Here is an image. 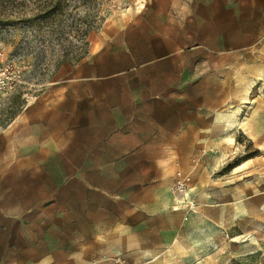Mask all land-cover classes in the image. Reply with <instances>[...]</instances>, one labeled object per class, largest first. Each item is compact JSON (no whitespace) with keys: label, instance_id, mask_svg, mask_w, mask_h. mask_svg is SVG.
<instances>
[{"label":"rangeland","instance_id":"1","mask_svg":"<svg viewBox=\"0 0 264 264\" xmlns=\"http://www.w3.org/2000/svg\"><path fill=\"white\" fill-rule=\"evenodd\" d=\"M46 1L0 12L23 74L0 107V264H170L186 238L209 244L192 264H264V0L69 3L62 36L23 18Z\"/></svg>","mask_w":264,"mask_h":264},{"label":"trees","instance_id":"2","mask_svg":"<svg viewBox=\"0 0 264 264\" xmlns=\"http://www.w3.org/2000/svg\"><path fill=\"white\" fill-rule=\"evenodd\" d=\"M16 1L17 0H5L4 2H1L0 3L1 14L8 16V17H11V16L13 17L15 14L13 10H14V4L16 3ZM31 1L43 2L44 0H31ZM47 3L48 5L44 7H39L38 9L36 8L32 10H30L31 7L22 5L21 8H23L24 10L23 18H25L27 24L28 23L32 24L34 20H37V21L40 20V21L45 22L46 24H53L54 26L51 28H53L54 33L56 34L58 33L60 36H62L65 34L64 32L66 28L64 26L65 19L69 14V11H68L69 5L67 4L69 3L72 4L74 11H78L82 9L86 13V15H88L95 9L98 3V0H47L46 4ZM29 13H31L32 15H29ZM8 22H10L9 19H8ZM67 28L69 27L67 26ZM68 34H75L78 41L79 40H82V41H81L80 46L76 47V50L73 51V53H71V54H74L72 55L74 59L72 58L69 61L68 59L69 56L66 54L65 55L66 60H64V62L79 63L86 57L87 52H88L87 51L88 43L85 39V36L88 34V31L79 33L78 31H74V29L69 28ZM260 257L261 255L259 253L255 255H248L244 258L234 260L232 264H258Z\"/></svg>","mask_w":264,"mask_h":264},{"label":"built area","instance_id":"3","mask_svg":"<svg viewBox=\"0 0 264 264\" xmlns=\"http://www.w3.org/2000/svg\"><path fill=\"white\" fill-rule=\"evenodd\" d=\"M0 56L1 58L4 57L3 54H0ZM22 83L23 74L21 70L15 71L8 60L3 61L0 65V107H2L6 98L17 91ZM191 192V176L178 172L175 177L173 194L178 206L185 209V220L188 219L191 212L197 209V206L190 201Z\"/></svg>","mask_w":264,"mask_h":264},{"label":"crops","instance_id":"4","mask_svg":"<svg viewBox=\"0 0 264 264\" xmlns=\"http://www.w3.org/2000/svg\"><path fill=\"white\" fill-rule=\"evenodd\" d=\"M192 195L193 194L191 193V196ZM175 210H178V209H175ZM174 212L177 213V212H181V211H174ZM182 243L184 246L179 247L180 250H179L177 255H185V256L180 257V259H178V260L177 259L173 260L174 263H170V264H192L196 260L197 255L203 254V250L205 249L204 246L209 245L208 243H203V245H202L201 242L192 241V238H186L182 241ZM205 244H207V245H205ZM148 259H150V258L144 257L143 255L130 257V260L137 261V262H139L141 260H142L141 262H145Z\"/></svg>","mask_w":264,"mask_h":264},{"label":"bare ground","instance_id":"5","mask_svg":"<svg viewBox=\"0 0 264 264\" xmlns=\"http://www.w3.org/2000/svg\"><path fill=\"white\" fill-rule=\"evenodd\" d=\"M241 168V166H238L235 170H238V169H240Z\"/></svg>","mask_w":264,"mask_h":264}]
</instances>
